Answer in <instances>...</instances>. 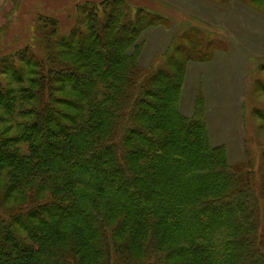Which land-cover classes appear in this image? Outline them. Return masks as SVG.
I'll return each instance as SVG.
<instances>
[{
    "label": "trees",
    "instance_id": "obj_1",
    "mask_svg": "<svg viewBox=\"0 0 264 264\" xmlns=\"http://www.w3.org/2000/svg\"><path fill=\"white\" fill-rule=\"evenodd\" d=\"M78 9L65 34L41 17L0 67V264H264V169L211 145L202 104L179 110L209 37L144 68L159 14Z\"/></svg>",
    "mask_w": 264,
    "mask_h": 264
},
{
    "label": "rangeland",
    "instance_id": "obj_2",
    "mask_svg": "<svg viewBox=\"0 0 264 264\" xmlns=\"http://www.w3.org/2000/svg\"><path fill=\"white\" fill-rule=\"evenodd\" d=\"M87 1L101 0H5L8 12L0 27V67L5 68L3 60L8 56L23 53L41 17L56 20L59 32L65 34L83 21L78 7ZM126 1L164 19L163 25L147 29L140 37L138 62L144 68L160 62L168 49L165 54L177 59L182 48L195 52L190 34L209 37L212 43L206 59L184 61L180 113L190 117L202 104L211 145H224L230 163L249 157L254 170L262 171L264 124L255 110L264 109V4L252 0ZM184 34L185 39L178 40ZM174 46L178 54L170 53Z\"/></svg>",
    "mask_w": 264,
    "mask_h": 264
},
{
    "label": "crops",
    "instance_id": "obj_3",
    "mask_svg": "<svg viewBox=\"0 0 264 264\" xmlns=\"http://www.w3.org/2000/svg\"><path fill=\"white\" fill-rule=\"evenodd\" d=\"M4 1L5 0H0V27H1L2 23H3L2 17L8 12V11L5 12L6 11V5L3 4Z\"/></svg>",
    "mask_w": 264,
    "mask_h": 264
}]
</instances>
